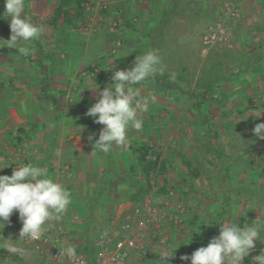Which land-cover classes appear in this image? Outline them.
<instances>
[{
	"label": "crops",
	"instance_id": "1",
	"mask_svg": "<svg viewBox=\"0 0 264 264\" xmlns=\"http://www.w3.org/2000/svg\"><path fill=\"white\" fill-rule=\"evenodd\" d=\"M59 1L34 0L28 7V14L33 21L45 25L46 30L42 35L44 42L49 44L57 56L65 58L64 63L57 65L55 78L38 81L34 69L27 63L18 62L21 58L13 52L9 56L16 60L15 65L8 70L0 68V76L4 72L9 75L7 81L2 82L0 78V175H12L16 166L32 163L46 167L49 177L62 185L64 181L74 182L64 185L72 197L71 205L63 214L64 221V215L67 214L75 215V219L83 222L86 216L90 220L93 204L97 202H128L139 175L134 178L130 173H121L119 164L124 162L121 158L125 159L122 155L129 151L136 153L140 142H145L146 137H150L149 132L153 129L158 131V128L150 127L152 121L148 119L152 115L144 114L143 130L129 132L130 142L136 140L137 145L131 142L127 149L117 147L107 155L92 153L89 136L95 134V139H98L103 125L94 123L93 118L85 115L97 99L85 100L83 96L96 91L93 88L99 85L85 79V84H93L86 90L82 86V79L86 76L87 67H97L101 58L107 57L105 70L108 79L101 86L103 89L113 83L111 77L114 71L129 69L137 55L157 50L166 66L165 74L192 77L187 85L177 82L182 90L190 93L185 99L180 96L179 87L170 86L163 88L168 90L166 94L159 91L155 79L153 82L149 80L139 86L144 99L156 97V103L150 105L147 113L151 114L155 108L166 105L191 108L194 105L202 106L198 120L188 122L192 130L186 131L185 137H180L184 138L185 143L182 145L187 144V148L182 149L185 159L193 164V169L202 171L201 177L193 183L192 177L186 175L184 162L178 157L173 160L175 173L180 178L173 187L179 190L196 184L199 190L188 191L187 201L191 203L199 198L203 203L202 213L192 205L189 218L197 215L198 224L205 220L211 223L213 220L223 222L225 219L240 224L247 214L255 218L263 216L264 140L257 139L252 129L257 123L264 122V114L256 118L253 112L260 107L264 108V0H238L243 16L230 23H233L231 32L234 47L214 50L205 59L201 56L202 61L199 65L197 60V66L194 60L198 59V53L193 50L194 44L202 43L206 27L222 14L227 0H99L100 4L108 5V9L98 13L94 32L85 30L86 20L79 21V29L68 27L64 21H59L57 28H54L52 11ZM75 5L72 1L70 10L74 18L77 16ZM40 16L42 19L38 20ZM114 23L118 27L111 31ZM87 32L91 35L88 36ZM100 33H103L102 40L97 37ZM116 42L122 44L117 55L113 54ZM103 43L106 49L104 53L100 51ZM112 59L116 61L111 64ZM80 60L84 64L76 69ZM177 60L184 65V71L178 67ZM45 88L46 93L43 91ZM82 91V96L78 95ZM80 103L87 104L83 105L88 108L84 114L77 110ZM246 112L249 113L248 118L244 115ZM135 163L136 160L134 163L131 161L130 170ZM205 169L215 171L222 177L209 185L204 175ZM88 175H93V178L101 176L102 188L97 189ZM86 177L89 180L84 183ZM116 181L121 183L122 188L124 183L127 191L116 195L109 193ZM207 186L215 187L211 193L206 194ZM229 186L243 188L244 192L235 194L233 212L224 216L219 209L224 201V189ZM243 204L249 208L248 211L241 209ZM135 206H124L122 210L119 208L105 228L111 227L122 218L125 211ZM11 219L12 227L7 237L15 241V228L21 222L15 212ZM83 222H77V225L72 226L75 231H70L71 227L65 221L71 239L77 240L75 235L79 232L85 234L89 223ZM206 226L208 244L212 234L210 230L219 233L220 224ZM4 237L5 234L0 231V240ZM198 243L197 248L207 246L205 242L201 245ZM261 250H264V243L256 242L255 250L245 258L244 264H252L251 257L259 255ZM4 252L8 253L0 249V260ZM3 259L8 260L6 257ZM5 260L1 264H5Z\"/></svg>",
	"mask_w": 264,
	"mask_h": 264
},
{
	"label": "clouds",
	"instance_id": "2",
	"mask_svg": "<svg viewBox=\"0 0 264 264\" xmlns=\"http://www.w3.org/2000/svg\"><path fill=\"white\" fill-rule=\"evenodd\" d=\"M3 18L9 19L11 36L8 40L0 39V42L5 48L27 56L29 45L45 33V26L33 21L26 11V0H5ZM165 71L166 66L159 52L148 50L137 55L129 69L114 71L111 77L113 83L103 90L93 88L97 91V102L85 115L104 127L98 139H95V134L89 136L92 153L107 155L114 148L127 149L130 146L129 132L143 130V114L149 112L151 104L156 103L155 96L150 100L144 99L139 86L158 75H164ZM170 78L175 80V74ZM253 112L256 118H260L264 108L260 107ZM244 115L248 118L249 113ZM252 132L257 139L264 140V122L257 123ZM71 203L70 191L50 178L46 167L28 163L16 166L12 175H0V231L11 223L14 212H18L22 223L19 238L15 241L3 238L0 240V249L7 250L12 256L27 257L29 252L20 246V242L39 240L45 225L53 220H61ZM214 221L220 224L219 235L190 256H181L185 264L188 261L190 264H244L245 258L255 250L256 242L264 243L261 237L264 221L256 219L241 227L231 219L223 222L213 220L211 223L205 220L202 225H212ZM177 248L174 245L161 248L157 252L160 264H169V258L175 257ZM59 250V257L69 261L77 255L76 248L71 244ZM251 261L252 264H264V250L252 256Z\"/></svg>",
	"mask_w": 264,
	"mask_h": 264
},
{
	"label": "built area",
	"instance_id": "3",
	"mask_svg": "<svg viewBox=\"0 0 264 264\" xmlns=\"http://www.w3.org/2000/svg\"><path fill=\"white\" fill-rule=\"evenodd\" d=\"M88 17L85 19V30L94 32L95 21L101 10H107L108 5L100 4L99 0H82ZM224 17L212 26L208 35L204 38L206 44H227L229 37L224 28L225 17L239 18L242 14L238 0H232L224 5ZM103 20V18H100ZM117 23L112 24L110 30L114 31ZM121 42L114 46L113 54L117 55ZM103 70L102 67H93L90 74L94 77ZM188 205L182 202L176 191L168 195L161 194L159 188H154L143 203L125 211L122 218L111 227L102 229L93 239L91 251L94 259L79 251V244L72 243L71 234L62 217L61 220H53L45 225L41 237L37 241H22L29 245L32 253L40 260L49 264H131L132 259L142 262L153 252L154 248L166 245L170 241L174 228L185 226ZM189 210V209H188ZM22 223L15 228L14 238L19 237ZM185 231L191 229L185 226ZM107 235H103L104 233ZM68 244L76 248L77 255L70 261L60 256L62 247ZM157 244V245H156Z\"/></svg>",
	"mask_w": 264,
	"mask_h": 264
},
{
	"label": "trees",
	"instance_id": "4",
	"mask_svg": "<svg viewBox=\"0 0 264 264\" xmlns=\"http://www.w3.org/2000/svg\"><path fill=\"white\" fill-rule=\"evenodd\" d=\"M31 1L34 0H26V11L28 12V7L29 4L31 3ZM74 2L75 5V10H76V14L77 16L74 18L71 15V10H70V5L71 2ZM5 12V0H0V39L2 40H8L10 39L11 36V31H10V26H9V19L3 18V14ZM53 17H54V28H57V23L59 21H64L65 24L73 29H79L80 26L79 21L81 20L82 22L87 18V12L86 9L83 7V1L82 0H60L59 2L55 3V6L53 8ZM42 19V17L40 16L38 20ZM36 22V20H35ZM44 25V24H43ZM45 26V25H44ZM49 44H46L43 40V36H41L38 40L34 41L31 45H29L30 48V52L27 56H23L20 55V58L18 62L24 64L27 63L29 64V67L31 69H34L35 71V76L37 78L38 81L41 82H45V79H54L55 75H56V67L60 62L64 63L65 58L61 57V56H57L55 52H53L50 48H49ZM102 53L105 52V44L103 43L101 50ZM13 52V53H17L14 49H7L5 48L4 44L2 42H0V68H6L7 70L10 69L12 66L15 65L16 60L11 58L9 56V53ZM70 55V54H69ZM68 57V56H67ZM107 57H102L101 61L99 63L96 64L97 67H103V70L101 72H99L98 74H96L94 76V78H92L90 76V74L93 71V68H86L85 72H86V76H84L85 78L82 79V86H85L84 89H88V87L92 86L93 84H85V79L91 83H93V81L99 85L102 86L104 83V79L107 75V71L105 70V62H106ZM27 61V62H24ZM178 61V60H177ZM179 62V61H178ZM178 67H181L182 69L184 68V65H182V63H178ZM46 68L48 69V72H46ZM184 71V69H183ZM172 74H164V75H158L156 76L155 82L158 85V89L159 91H163L166 94L168 93V90H164L163 88H167L170 87L173 88L174 86H177V88L179 87V94L186 96L188 95L187 93H190L188 91L182 90L180 85L178 84L179 82H186L188 83L186 77L187 75L185 74H176V79L172 80L171 77ZM0 78L2 79V82L4 80H8L9 75H7V73H3V75L0 76ZM151 82H153L154 80L151 79ZM178 82V83H177ZM170 84V85H169ZM47 89L45 88L44 93H46ZM56 105V103L54 104ZM57 107V106H56ZM194 110L198 113V117H200V115L202 114V106L201 105H194ZM69 112H71L70 109H68ZM163 148L164 146L161 145L159 142H154V140L151 142H145V143H141V145H139V148L136 150V153H138V161L135 165H133L131 167L130 172L132 174H135L136 176L139 175L141 176V179L138 180V185H141L140 190L136 193L135 196V200L134 203L136 205L143 203V201L145 200V198L147 197V194L150 192V190L152 189V185H151V176L153 174H161V173H165V171L167 169H174L173 166V160L175 159V157H178L182 162H184L183 166H185V168H187V172L186 175H190L192 177V179L194 180L193 183H196L195 181L198 180L201 175H202V171L199 169H193V164L188 163L187 160L185 159L184 153L183 151H177L175 154H170V156L168 158H164V152H163ZM213 162H210V164H212ZM204 175L206 176L207 181L209 182V185L212 183V181L214 180H218V178L222 177L221 175L219 176V174H217V172H212L211 170H204ZM185 180H187V178H185ZM215 186H207V188H205V190H208L206 192V194H208L209 192L211 193L214 190ZM159 191L161 194H165L168 195L171 191L176 190L178 192V194H180V199L182 200L183 203L187 204L189 203L188 201V197H189V192L192 191H196L199 190L198 187L196 186V184H191L189 186H185L183 188H179V190H177L175 187H168L167 185H162L161 187H158ZM138 189V188H137ZM133 190L135 191L134 187ZM237 192L239 193H243L244 190L243 188H234V187H226L224 189V201L220 207V210L222 211V213L224 214V216L228 215L229 212L232 214L233 209L235 207V204L233 203L234 199H235V194H237ZM186 198V200H185ZM188 200V201H187ZM190 204V203H189ZM258 208L261 209V205L258 204ZM264 206V205H263ZM189 207H193V206H189ZM245 207V208H244ZM246 204H243V207L241 209L244 210V212L248 211V207L246 210ZM191 210V209H190ZM230 214V215H231ZM185 222L184 225L187 226L188 228L191 229V233H192V241L188 239V242H196L194 240L197 239V242H199V244L201 245L204 244V242L207 244V242L209 241V238H207V226L206 225H202L201 223L198 224V216L195 215L192 218H189V214L186 215L185 218ZM256 219L260 220V221H264V212H263V216H260L259 218H255L253 216H251V214H247L246 218L244 220L241 221V223L239 224L241 227H243L245 224H250L251 222L255 221ZM232 221V220H231ZM91 221H89L88 223L90 224ZM212 222V221H211ZM213 223H218V222H213ZM12 224V219H11V223L10 224H6V226H10ZM85 241L89 242L92 240V238L94 237H90L88 235L89 233V229L85 230ZM212 234H210V240L215 237L218 236L219 233L218 232H214L212 231V229L210 230ZM185 237L187 234H184ZM262 239H264V231H262L261 234ZM258 244H260V241H257ZM134 261V262H133ZM160 257L158 254H151L147 259H145L142 262H136V258L132 259L131 264H160ZM185 263V262H184ZM6 264V263H5ZM169 264H171L170 260H169Z\"/></svg>",
	"mask_w": 264,
	"mask_h": 264
},
{
	"label": "rangeland",
	"instance_id": "5",
	"mask_svg": "<svg viewBox=\"0 0 264 264\" xmlns=\"http://www.w3.org/2000/svg\"><path fill=\"white\" fill-rule=\"evenodd\" d=\"M229 1H232V0H227L225 3L229 2ZM225 3H224V5H225ZM242 16H243V14H241V16L239 18H236V17H233V18L225 17L224 28L226 30V33H227L228 37H229L228 38L229 39V43L224 44V45L215 44V43L206 44V41L204 40V38L208 35V32H209L210 28L212 26H214L218 22V20L220 18L224 17V13L222 12V14L218 17V19L215 22L211 23L210 25H208V27H206V32H205V34L202 37V43L200 41L198 43L195 42V44H194L195 46H194L193 50L198 53L197 54L198 55V57H197L198 59L194 60V64L196 66H197V60H199L198 64L200 65V63L202 61L201 56H203L204 57L203 59H205L206 56L209 53L213 52L214 50H217V49L218 50L219 49H224L225 50V48L234 47L233 34L231 32V26H233V23L232 24H230V23L233 22L234 20L240 19ZM88 32H92V31L88 30ZM88 32H87V34H88V36H90L91 34H89ZM102 34L103 33L97 34V37H99V40H102L101 39V38H103ZM93 46L97 47L96 44H94ZM120 48H122V47H120ZM114 61H116V60H114V59L110 60L111 64ZM83 64H84L83 60H80L78 62V64H77L76 69H78L80 66H83ZM107 76L108 75H106V77L104 79V82H106V83H107V79H108ZM78 77L79 76H77V78ZM92 78H94V77H92ZM195 78H196V76H194V79ZM186 79H187L188 82H190L192 77L188 76V77H186ZM200 81L201 82L203 81L201 79V77H200ZM103 84H105V83H103ZM187 84L188 83H186V82L183 83V85H187ZM98 87H99L100 90H103L101 88V86H98ZM83 92L84 91H82L81 93H78V95L82 96ZM187 94L188 95H186V96H183V95H180V96L184 97L186 99L187 96H189V93H187ZM83 97H84L85 100L97 99V91H92L90 93L88 92L86 94V96H83ZM83 105H87V104L86 103H80V105L78 107L79 109L77 108V110H79L81 113L84 114V111H86L88 108H86L87 106L83 107ZM166 106L165 107L162 106L160 108H158V107L155 108V112H151V114L150 113H144L147 116L152 115V117L151 118L149 117L150 119H148L149 121L150 120L152 121L150 127L151 126H155V128H158V131H155V129H153L154 131L151 130V132H149L150 137L149 138L146 137V141L145 142H149V141L152 142L154 140V142L157 141L161 145H163L164 146V148H163L164 158H168L170 156V154H175L177 151L178 152L179 151H184L187 148V147H185V146H187V144L182 145V144L185 143L184 142V138H180V137L181 136L185 137L186 131H191L192 130L191 126L188 125L189 124L188 122H193L194 120H195L194 122H196L198 120V113L194 110V108H191L189 106H176V107H172V106H167L166 107ZM153 110L154 109H152V111ZM153 116H155V118H153ZM103 127L104 126H102V128ZM157 134L159 135V137H157L158 136ZM155 135H157V136H155ZM181 140H183L182 141L183 143L181 142ZM131 142L134 143L135 145H137V143H138L136 140H134V141L131 140ZM145 142H143V143H145ZM141 143H142V141L140 142V144ZM182 149H184V150H182ZM124 154L125 155H122V156L125 159L121 158V161H124V162H122V164H119V166L122 168V170H121L122 172L121 173L124 174V175L130 173L131 175H133L134 178H137L135 174H132L130 172L129 166L131 165V161H132V163H134V161L136 160V163H137L138 156H139L138 153H134V152L130 153V151H129L128 153L125 152ZM96 176H97V174H96ZM176 176L177 175L175 173V169H173V168L167 169L164 174L163 173H161V174H157V173L153 174L151 176L152 189L147 194V196L150 195V193L153 191L154 188L161 187L162 185H167L169 188L173 187L174 184L176 183V181H178V179H180L179 176H177V177ZM99 177L101 178V176H99ZM89 178H90L91 181H94L93 183H94V185H96L95 187H97V189H101L102 188V185H100L101 184V179L100 178H96V177L93 178V175H90ZM89 178L86 177L83 182L85 183L86 181L89 180ZM137 179L140 180L141 176H138ZM116 182H115V184H113L112 189H110L109 193L116 195V194H119V192H121V191L122 192L123 191H127V187L124 185V183H122V186H123V188H122V187H120L121 183L118 184V182H117V184H116ZM71 183H74V182H71ZM71 183L68 182V181H64L63 182L64 185L71 184ZM136 185H138V183ZM136 185L134 187L135 191L133 192L132 195H130V197L127 200L128 202H126V203L122 202V203L118 204V202L115 203V202L112 201L113 203L106 202V203L98 204V202H97V203L93 204V213H92L91 219L90 220H89V218L87 219V216H86V219H84V222H86V223L88 222V220L91 221V223L89 225H87V227H88L87 229H89L88 235L90 237H94L99 230L107 227L108 220L110 219V217L112 215L114 216V214L117 212V210H119V208H121L120 210H122V209H124V206L130 207V206L135 204L134 200H135L136 193L140 190V187H141V185H139L137 187H136ZM128 190L130 191V188H128ZM174 191H176V190H174ZM115 195H113V196H115ZM113 200H115V199H113ZM116 200H118V199H116ZM186 205H188L187 207H188L189 210L187 209V211L189 213H190V209H191V207H189V206H192V205L194 206V208H196V210L198 212L202 213L203 203L201 202V199L198 198V199H196V201L191 202L190 204L187 203ZM219 211H220V209H219ZM73 212H75V211H73ZM15 214H17V216L19 217L18 212H15ZM64 216H65V219L67 220L68 224L71 227V228H69L70 231L71 230L75 231L72 228V226L77 225V222H80V223L83 222V220H81V219L80 220L79 219H75L74 218L75 215H72V214H67V215H64ZM78 225H79V223H78ZM11 227L12 226H10V227L5 226L4 229L2 230V232L5 234L4 238L8 239L7 236H8V232L11 229ZM20 228H22V227H20ZM215 228H216V226L214 227V229ZM174 229L175 230H174V233L172 234V237H171L170 241H168L166 245L158 246L157 248H154L152 250V252H153L152 254H157V252L161 248H166V247L174 245V246H176L178 248L175 250V257L174 258H169L171 264H185L184 261H182L180 259V257L183 256V255H189L190 256L195 250H197L200 247L197 248L196 245H197L198 242H197V239H195V238H194V240L196 242H191V243L188 242V239L191 240V238L193 236H192L191 232L188 233V232L185 231V229H186L185 226L177 227V228H174ZM184 234H187L186 237H185ZM85 235L86 234L79 232L78 234L75 235L78 241L76 239H73V238L70 239L69 241L72 242V243H78V242L82 241L79 244V251L81 253H83L84 255H88L90 258L94 259V254L91 251V244H92V241H93L94 238H92V240L89 243V242L85 241V239H84ZM20 246H22L23 248L28 250L29 255L27 257H24V258L16 257V256L13 257L10 253L8 254V253L4 252L2 257H1L0 264L3 263V260H5V259H3V257L8 258V260L4 261L7 264H47L48 263V262H46L44 260H40L38 257H35V255H33L32 251L30 250V247H29L28 244H25V243H23L21 241L20 242ZM187 264H190V261H188Z\"/></svg>",
	"mask_w": 264,
	"mask_h": 264
},
{
	"label": "water",
	"instance_id": "6",
	"mask_svg": "<svg viewBox=\"0 0 264 264\" xmlns=\"http://www.w3.org/2000/svg\"><path fill=\"white\" fill-rule=\"evenodd\" d=\"M72 108H73V106H72Z\"/></svg>",
	"mask_w": 264,
	"mask_h": 264
}]
</instances>
